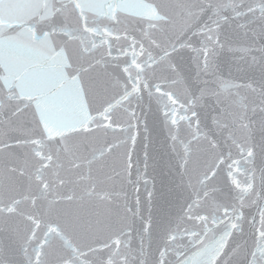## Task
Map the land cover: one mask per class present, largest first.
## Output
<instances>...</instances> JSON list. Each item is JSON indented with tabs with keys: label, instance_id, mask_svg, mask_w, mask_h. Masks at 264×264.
I'll list each match as a JSON object with an SVG mask.
<instances>
[{
	"label": "snow or ice",
	"instance_id": "snow-or-ice-1",
	"mask_svg": "<svg viewBox=\"0 0 264 264\" xmlns=\"http://www.w3.org/2000/svg\"><path fill=\"white\" fill-rule=\"evenodd\" d=\"M0 264H264V0H0Z\"/></svg>",
	"mask_w": 264,
	"mask_h": 264
}]
</instances>
